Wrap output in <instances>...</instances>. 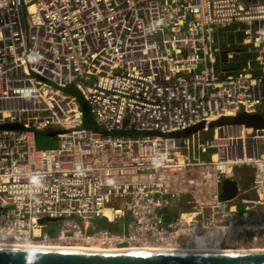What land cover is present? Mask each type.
Masks as SVG:
<instances>
[{"label": "built area", "instance_id": "obj_1", "mask_svg": "<svg viewBox=\"0 0 264 264\" xmlns=\"http://www.w3.org/2000/svg\"><path fill=\"white\" fill-rule=\"evenodd\" d=\"M240 111L264 115V0H0V243L264 246V127L173 133Z\"/></svg>", "mask_w": 264, "mask_h": 264}, {"label": "water", "instance_id": "obj_2", "mask_svg": "<svg viewBox=\"0 0 264 264\" xmlns=\"http://www.w3.org/2000/svg\"><path fill=\"white\" fill-rule=\"evenodd\" d=\"M222 122H245L264 127L260 112L240 111L218 120L202 121L174 134H190ZM41 134L53 135L51 132ZM238 192L236 179L225 178L222 199ZM70 246V245H69ZM69 246L0 243V264H264V247L252 249L184 250V249H93ZM126 248V249H123Z\"/></svg>", "mask_w": 264, "mask_h": 264}, {"label": "rangeland", "instance_id": "obj_3", "mask_svg": "<svg viewBox=\"0 0 264 264\" xmlns=\"http://www.w3.org/2000/svg\"><path fill=\"white\" fill-rule=\"evenodd\" d=\"M234 30L233 29H226L222 28L221 30L217 31L216 36L223 39V43L225 44L228 39H231L234 37ZM220 69V67H219ZM63 88L71 93L76 94L81 102V108L83 110V125L85 127H91V128H100L98 122L96 121V118L94 114L91 111V106L87 98L85 97L82 88L77 85L76 82L72 84L64 85ZM213 128H208L206 131V136L211 137L213 133ZM37 143L38 145L45 146V147H55L58 145V137L56 135H48V134H37ZM214 149H209V153L213 151ZM209 157V155H207ZM238 175L241 178V181L243 184L247 183V180L251 177V169L247 165H240L237 167ZM249 173V177H247V174Z\"/></svg>", "mask_w": 264, "mask_h": 264}, {"label": "bare ground", "instance_id": "obj_4", "mask_svg": "<svg viewBox=\"0 0 264 264\" xmlns=\"http://www.w3.org/2000/svg\"><path fill=\"white\" fill-rule=\"evenodd\" d=\"M204 237H199L197 244L195 245H185V246H179V247H166V248H158V249H184V250H219V249H252V248H263L264 246H255V247H217V246H209L204 244ZM11 244V243H8ZM15 244H32V245H47V246H69V245H56V244H50L45 243L43 241H36L31 243H14ZM69 247H79V248H93V249H122V247H99V246H85V245H71ZM133 249H141L140 247H130ZM126 249V248H123ZM157 249V248H155Z\"/></svg>", "mask_w": 264, "mask_h": 264}]
</instances>
